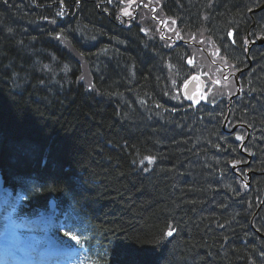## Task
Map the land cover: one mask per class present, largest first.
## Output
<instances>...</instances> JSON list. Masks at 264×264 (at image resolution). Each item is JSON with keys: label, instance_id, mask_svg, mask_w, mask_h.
Here are the masks:
<instances>
[{"label": "trees", "instance_id": "trees-1", "mask_svg": "<svg viewBox=\"0 0 264 264\" xmlns=\"http://www.w3.org/2000/svg\"><path fill=\"white\" fill-rule=\"evenodd\" d=\"M137 2L127 24L119 3L0 0V171L17 216L54 199L71 222L53 234L77 236L84 264H264V45L247 50L264 38V11L251 14L264 0ZM158 18L202 49L162 38ZM92 38L111 50L91 53L103 76L81 53ZM209 58L244 70L230 107L234 80ZM195 76L221 85L189 101Z\"/></svg>", "mask_w": 264, "mask_h": 264}, {"label": "bare ground", "instance_id": "bare-ground-1", "mask_svg": "<svg viewBox=\"0 0 264 264\" xmlns=\"http://www.w3.org/2000/svg\"><path fill=\"white\" fill-rule=\"evenodd\" d=\"M90 2L91 3H93V5H94V7H95V9H100L102 6H103V4H104V0H90ZM50 5H52V3H50V2H44V6L42 7L43 9H45V8H48V6L50 7ZM77 5H79L78 7H76V8H79L80 6H81V4L78 2L77 3ZM67 5L66 4H62V7L63 8H65ZM61 7V6H60ZM61 7V8H62ZM110 9H114V7H110L109 9H108V11L110 10ZM76 11V10H75ZM104 12V11H103ZM67 15H68V17L69 18H71V19H73V15L71 16L70 15V11H68L67 12ZM125 23V22H124ZM128 24V23H127ZM40 26H43V23H40ZM35 27V26H34ZM40 30H41V28H40ZM82 32L83 31H81V32H78V31H76L75 33L76 34H78L79 35V38L81 39L82 37H84L83 35H82ZM84 35H86V33H83ZM82 36V37H81ZM121 36H122V39L123 40H126V35L125 34H121ZM93 40H90L91 42H92V45H94L93 47H92V49H90V50H87V49H85V51H83L82 50V52L81 53H83L85 56H86V58L88 57V55H90V56H92V60H95V57L91 54V53H95V55L97 56V58L98 59H100L101 58V55L103 54V52L107 55V56H109L110 55V53H111V50L110 49H108V48H106L105 47V43L104 42H102L101 40H99V38H92ZM122 47H125L124 45H121L120 46V50L122 49ZM83 55V56H84ZM95 62L97 63V65H98V68H100L101 67V65H100V63H99V61L98 60H95ZM90 64V63H89ZM98 73H100V75L101 76H103L104 74H103V72H102V68H100V70H98ZM109 76H106V78H108ZM110 81V80H109ZM14 106V104H12V107ZM49 108H50V106H49ZM63 148V147H62ZM68 155H65V158L66 159H73L74 157H76V156H74L73 155V153L72 152H66ZM2 174V173H1ZM2 177H3V180H5V177L3 176V174H2Z\"/></svg>", "mask_w": 264, "mask_h": 264}, {"label": "rangeland", "instance_id": "rangeland-1", "mask_svg": "<svg viewBox=\"0 0 264 264\" xmlns=\"http://www.w3.org/2000/svg\"><path fill=\"white\" fill-rule=\"evenodd\" d=\"M135 4V3H134ZM127 16L131 15L132 14V6H131V9L129 8H126L125 12H124ZM196 89L193 90L190 94H189V98L190 99H193L195 101H197L199 98H201V95L199 94V90L200 88L198 86H195ZM6 205V204H5ZM4 213V211H1L0 212V223L4 224L5 226L8 224L7 226V234L4 235L6 237V239L3 240V242L5 240L7 241H13V237H14V229L17 228L16 225L12 224L11 222H8V220L4 219L1 214ZM37 223H40L41 225L44 224V217L41 215L37 220H35ZM27 241H29L30 244L34 245V244H37V243H40L42 242L44 244V246H47L49 248H56V249H60V247L55 243L53 242V240L49 237V235H45V237H43L42 239H39L38 237H31V238H28V239H25V240H22V243L23 244H26ZM28 245V244H26Z\"/></svg>", "mask_w": 264, "mask_h": 264}, {"label": "water", "instance_id": "water-1", "mask_svg": "<svg viewBox=\"0 0 264 264\" xmlns=\"http://www.w3.org/2000/svg\"><path fill=\"white\" fill-rule=\"evenodd\" d=\"M264 10V5L260 6L258 9L254 10L253 13H259L261 11ZM264 42V40H260L259 44H262ZM252 46V45H251ZM251 46L249 47V49L251 48ZM240 74H238L237 76H235V80H236V83H237V90H238V93L236 96H240V85H239V82H238V77H239ZM233 99V98H232ZM248 177H249V180L251 179V172L248 173ZM3 177H2V174L0 172V190L3 188ZM247 185L249 186L250 183H247ZM51 207L53 208V203H51Z\"/></svg>", "mask_w": 264, "mask_h": 264}, {"label": "snow or ice", "instance_id": "snow-or-ice-1", "mask_svg": "<svg viewBox=\"0 0 264 264\" xmlns=\"http://www.w3.org/2000/svg\"><path fill=\"white\" fill-rule=\"evenodd\" d=\"M234 42H235V41H233V43H234ZM240 139H242V137H240ZM148 159L150 160L151 158H148ZM65 235L71 236V239H72V240H78V237L75 236V235H72L71 232H67V233H65ZM166 235L171 236V235H172L171 230H169V231L166 233Z\"/></svg>", "mask_w": 264, "mask_h": 264}]
</instances>
